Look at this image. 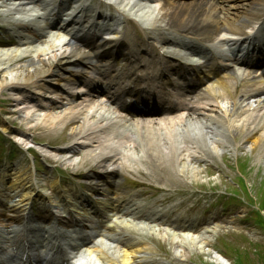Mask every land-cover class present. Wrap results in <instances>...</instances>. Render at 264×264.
I'll list each match as a JSON object with an SVG mask.
<instances>
[{
    "label": "bare ground",
    "instance_id": "obj_1",
    "mask_svg": "<svg viewBox=\"0 0 264 264\" xmlns=\"http://www.w3.org/2000/svg\"><path fill=\"white\" fill-rule=\"evenodd\" d=\"M34 1L39 0H13V3L7 5L5 12L23 14L32 12L34 9L31 10L28 5ZM105 1L115 4L118 17L113 16L109 19L111 23L100 29L90 24L86 29L84 25L81 29L75 30V26L80 22L79 17L74 19V16L70 15L69 19L72 17L69 20L70 25H67L69 30L65 31L64 35L54 36L49 32L45 33L37 26L35 17L29 18L34 16L32 13L22 19H15L12 24L16 32H29L33 41H25V39L21 41L22 44L24 42H28L26 45L29 44L21 50L0 51V93L7 92L10 95L13 110L18 114L19 120L27 126L49 128L51 131L69 126L67 145L59 148L55 153H65L60 160L62 159L69 169L75 168L80 162L88 165L83 181L95 189L94 195L101 197L99 199L102 207L110 208L106 212L109 220L114 216L115 225L126 221L129 228L133 227V231L142 241L139 248L144 250L151 248L146 245V236L155 235L166 238L171 257H176L177 260H184L194 252L205 253L204 245L210 242L207 232L198 237L185 233L175 240L172 236L166 237L164 230L156 232L154 227H146L134 223L131 218H125L127 215H123L122 205L126 202H121V198L115 200L109 198L112 195L99 186L97 174L93 171L99 170L103 177L111 179L118 171H126L129 168L135 170L131 159L142 156L150 161L157 174V171L160 172L158 176L162 179V184L169 180L166 174L170 172L165 173L167 171H171L173 178L190 177L195 181L200 170L193 163L192 157L196 160L213 159L212 154L219 145L232 146L233 140L228 139V136L232 139L238 131L242 134V144L250 143L252 146L249 151L256 149L255 157L264 162V67L243 66L239 71L221 76L215 74L209 79L210 70L218 66L213 56L220 54L221 60L224 57V54L216 48L221 44L234 45L242 42L245 37L241 35L248 33L245 29H252L264 16V0H248L244 3H242L244 0H222L223 4L216 1L207 2L208 4L205 5L209 7L208 10L204 2ZM232 2L233 4H230ZM217 6H221L219 10ZM127 8L128 11H133V13L129 12L130 16L145 18L142 23L149 25L151 21L156 22L157 25L152 28L158 30L166 28L171 34H178L177 37H163V40L172 43L178 42L179 39L185 40L182 38L185 37L189 38L186 42L193 50H205L199 52L203 61L200 56L197 60L182 61L181 58L170 54L159 53L156 56L157 67L154 76L146 77L150 82L156 83L161 82L160 76L166 74L170 78L168 80L173 82L174 77L171 75H179L180 79H183L181 85L175 92L166 93L169 98H162L160 102L171 105V98H177L184 103L185 95L182 93L185 92L190 100L189 103H185L187 111L185 115L157 118L152 121L127 119L117 115L115 109L102 100L82 93L85 88L82 87L83 84L79 86L78 83H86L94 92L106 89L116 103L125 107H128L125 100L137 94L133 84L138 77V71L142 72L137 68L139 63L134 62V54L130 51L129 45L126 47L125 43L123 47L116 46L117 40L112 39L119 32L117 19L126 18ZM223 10L225 14L220 16L219 11ZM40 15L42 14L37 16ZM57 18H60L59 21L56 24L53 22L52 25L61 29L64 19L60 15H57ZM101 29L107 32L104 34H111V39L104 38L99 32ZM20 34L24 35V33ZM261 37L264 39V36ZM257 38L254 35L253 38H248L250 48ZM262 44L258 45L259 50L264 49ZM120 49L123 64L120 68H114L111 58L113 63L114 50ZM241 60L248 64L252 63L250 58L243 57ZM224 65L228 68L226 64ZM193 79L201 81L203 88L200 91L194 89L191 94L186 87L191 90L190 82ZM194 103L197 107L193 105ZM36 107L41 108L40 111H36ZM0 130L4 133L10 130V137L18 141H29L33 137L37 139L32 134L27 135L26 132L10 128L6 122L0 126ZM81 151L83 155L77 163L78 152ZM162 152L169 155L171 165L164 160V154L161 161L152 159L153 155H160ZM27 166L20 164L16 170L7 171L10 172L8 176H13L14 179L4 186L10 191V200L5 206L7 213L0 215V226L10 227L19 216L25 223L13 239L0 241L3 242L1 246L9 248V252L14 251V257L20 260L23 257L29 259V251L37 244L47 251L56 250L49 259L41 258L45 260L44 264H59V262L62 264L63 261L67 264H75L73 258L78 264H98L95 262L97 258L92 254L95 250L101 259L100 264L116 260L102 249L103 239L112 237V234L102 229L97 232L96 224H101L102 220L99 218L94 220L92 216L88 217L89 225L94 224L90 227V232H86L88 231L86 229L77 231V235L71 234L67 245L62 242L65 233L61 228L71 226L73 220H65L57 216H54V219L61 228H54L53 231L48 232L50 238L48 242L33 241L29 237V232L38 229L32 227L33 224L30 223L33 219L25 210L32 195L42 194L43 185L34 181V171L30 172ZM131 209L133 211V208ZM50 220L48 216L40 218L42 222H50ZM104 225L105 229L109 228L108 224ZM82 236L87 241L95 236L99 241V245L91 249L87 257H83L79 252L83 245H87ZM128 247L129 251L124 250L121 258H117L119 264H129L131 258L135 256L136 250L131 242L128 243ZM67 248L71 249L70 253L67 252ZM208 251L206 254L212 259L211 261L224 262V257L219 252L217 254L215 251L210 252V249ZM12 257L10 255V258ZM1 264H6V260H2Z\"/></svg>",
    "mask_w": 264,
    "mask_h": 264
},
{
    "label": "rangeland",
    "instance_id": "obj_2",
    "mask_svg": "<svg viewBox=\"0 0 264 264\" xmlns=\"http://www.w3.org/2000/svg\"><path fill=\"white\" fill-rule=\"evenodd\" d=\"M12 1L13 0H0V39L6 40L9 37L11 38V36L15 37L12 30L14 29V31H16V29L11 22L15 19L27 17L29 13L43 14L42 17H37V15H35V22L37 23V26L44 30V32H51L50 34H53L54 36L64 35L62 29L51 27L49 14L40 2L28 5L34 10L26 14L13 12L6 13L5 10L7 5L13 3ZM60 1L64 5L68 4L67 6L69 7H73L77 1L78 3H88V0ZM92 1L96 3L98 7L104 8L106 11L109 9L111 13L115 14L113 4L98 0H91V4H93ZM159 1H161V3H167L172 0ZM186 1L195 3L196 1L201 2L208 0ZM210 1V3H212L213 0ZM216 1H218L217 3L223 4L221 2L222 0ZM246 1L248 0H244L242 3ZM205 4L208 3L204 2V5ZM230 4H233V2ZM205 6L208 10L209 7L207 5ZM220 7L221 6H217V9L219 10ZM224 11L225 10L219 11L220 13L218 12L220 16L225 14ZM125 12L133 11H128L127 8ZM128 14L129 13H126V17L129 16V18L117 19V24L119 28L123 21H126L128 24L131 33H127L129 32L128 30L126 34L128 37L130 34L131 37H133L132 40L138 43L136 50L141 55L139 60H142V62L150 57L155 58L153 50L150 49L148 45L141 42L144 34L150 35L152 37L151 40H155L156 44H160L164 50L171 51L175 55L183 56L188 59H193V57H195L196 52H194L193 49H190L186 42L189 38L182 37L185 40L179 39L178 42L172 44L162 38L171 36L177 37L178 34H171L169 30L165 31L163 28L160 30L152 28V26L154 27L157 25L156 22L151 21L150 24L152 25H147L140 22V20L144 22L145 18H137ZM64 15L63 11L62 16ZM29 18H33V16H30ZM140 27L144 29L142 30ZM152 29H154V31ZM20 33H24V35L22 36ZM20 33L17 32L16 34L18 35V38L15 37L16 41L20 42V46L17 45V43L12 47L0 46V51H16L28 47L29 44L26 45L27 42L22 44L21 41L24 39L25 41H33V38H30L29 32L22 31ZM136 35L138 36L137 38H135ZM26 37L29 38L26 39ZM219 49L221 50V47L218 48V50ZM9 96L10 95L7 92L0 93V119L3 120H0V126L7 121L9 127L18 131L26 132L27 135L32 134L37 137V139L33 137L29 141L24 142L25 144L33 145L36 150L38 149L37 151H32V149H30L29 152L33 153L39 164L41 163L44 165V167L40 165V167H42L41 170L36 171V179H38L40 184L43 185L42 189L47 192L50 190L48 179L49 177L52 178L54 174L56 175L57 170L60 172L59 176L61 178V184L68 185L77 183L79 180H84V173L86 172L88 165L80 162L83 151L78 152L77 163L80 162V164L76 165L73 169H68L67 165L62 162L63 160H60V158L64 157L65 153H55L58 152L57 150L59 148H63L67 145L70 131L68 130L69 126L56 131H51L49 128L42 129L41 127L27 126L24 122L19 120L18 114L13 110V102L8 99ZM241 135V131H238L235 132L232 139L228 136V139L233 140L232 146L228 147L225 144L219 145L215 153L212 154L213 159L196 160L192 158L193 163L200 170L199 175L196 177L197 180L195 181L191 180L190 177L183 178L182 176H179L178 178H173L171 171H167L165 173L170 172L169 174H166L169 180L166 181L165 184L159 183V181L163 182L158 176L160 174L159 171H157V174L153 168L155 179H151L144 172V170L151 168L150 161L147 159V166L145 169L141 168L140 164L137 163V172L131 169H126V171L124 170L123 173L119 174V187H121V190L126 195H131V198L135 201L139 199L143 200L144 203L152 201L153 203H156V205L166 208L172 215L185 214L186 216L199 217L204 220L215 218L213 221L216 224L205 225L204 229L201 230L202 232L189 233V236L198 237L203 233V230H208V232L206 231L207 233H205L209 236L210 242L208 245H204L205 253L194 252L184 260H177L176 257H171V251L168 242L165 240L166 238L151 235V238H148V240L149 242H152L151 245L154 246L153 249H156L155 256L162 259L166 264H180L181 261H183L181 264H218L211 261L212 259L206 254V251L209 249L211 250L210 252L215 251L217 254L218 252L219 254H222L226 258H224V264H264V185H259L260 183H264V162L255 157L256 149L249 151L252 146L250 143L242 144ZM15 141L17 140L12 138H10V141L6 140V144L11 146L12 143V148L16 151V157L13 158L10 163L15 162L14 159L17 161V158H19L18 163H15V165L28 164V167H30L32 161L28 159V154L24 151L23 145L15 143ZM78 151H80V149ZM163 154L165 156L164 160L171 165L169 155L164 152L160 155H153L152 159L161 161L163 160L161 159ZM153 160L152 163H154ZM29 170L31 171V168ZM98 171L99 170H96L95 172ZM61 174L64 175L61 177ZM241 178L243 179V182ZM50 180L52 182V179ZM135 180H139L142 184H135ZM54 184L57 186V180ZM56 189L58 190V186ZM57 190H55V193H57ZM111 191H113V189ZM232 193L239 196L236 197L238 198V201H235L236 204L230 202L232 197H234ZM228 202L232 203L234 207L228 208V215H226L225 209L228 205H231H225ZM221 204L225 205L223 206L224 208L221 207ZM187 210L190 211L185 212ZM150 218L151 219L149 220L151 221L154 219L152 216ZM142 224L146 227H154L156 232L164 230L166 237L172 236L175 240L182 237V235L179 234L182 233V231L174 228L166 229L159 223H157L159 227L149 226L146 223ZM202 224H205V221ZM213 230H216V232H212ZM121 249L118 250L120 255L124 251Z\"/></svg>",
    "mask_w": 264,
    "mask_h": 264
}]
</instances>
